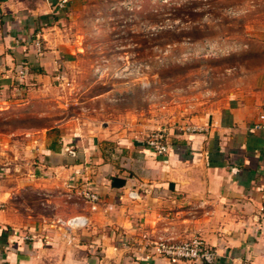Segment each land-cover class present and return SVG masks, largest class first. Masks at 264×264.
Listing matches in <instances>:
<instances>
[{
    "label": "crops",
    "instance_id": "0c3cea01",
    "mask_svg": "<svg viewBox=\"0 0 264 264\" xmlns=\"http://www.w3.org/2000/svg\"><path fill=\"white\" fill-rule=\"evenodd\" d=\"M57 1L0 0V110L12 116L0 142V264H202L152 247L195 234L216 264H264V75L187 119L201 131L172 126L158 155L145 144L155 124L131 121L115 93L92 90L68 111L69 84L98 85L67 15L108 0H67L62 11ZM84 188L99 193L95 208ZM73 216L83 223L69 225Z\"/></svg>",
    "mask_w": 264,
    "mask_h": 264
},
{
    "label": "rangeland",
    "instance_id": "374dc122",
    "mask_svg": "<svg viewBox=\"0 0 264 264\" xmlns=\"http://www.w3.org/2000/svg\"><path fill=\"white\" fill-rule=\"evenodd\" d=\"M106 3L67 15V34L87 51L82 64L98 85L69 84L71 113L81 95L103 90L131 109V121L155 124L151 132L178 127L210 113L242 80L264 75V0ZM11 117L0 110V142L12 138Z\"/></svg>",
    "mask_w": 264,
    "mask_h": 264
},
{
    "label": "built area",
    "instance_id": "2783aa9c",
    "mask_svg": "<svg viewBox=\"0 0 264 264\" xmlns=\"http://www.w3.org/2000/svg\"><path fill=\"white\" fill-rule=\"evenodd\" d=\"M67 0H58L55 8L59 11L65 10ZM18 75L24 77L26 70L19 69ZM261 121L256 123L257 128H264V113L260 115ZM171 127H161L153 130L146 138L145 144L156 154L165 155L170 150L168 136ZM182 128L190 133L201 131L202 127L195 123H185ZM72 154H76L73 148H69ZM82 195L93 208L100 202L101 197L98 192L91 188H84ZM58 222H63L62 219H57ZM84 218L82 216H73L66 220L69 225H81ZM29 236L26 235V238ZM152 247L156 254L171 258L173 260L185 259L202 264H216L218 253L207 241L198 234L184 240H176L173 237L167 238L164 236L157 237L152 241Z\"/></svg>",
    "mask_w": 264,
    "mask_h": 264
}]
</instances>
